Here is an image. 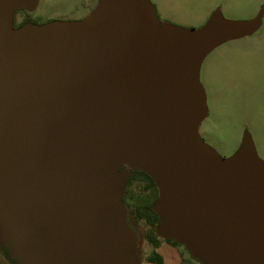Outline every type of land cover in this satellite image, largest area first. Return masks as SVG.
Segmentation results:
<instances>
[{"label": "water", "instance_id": "1", "mask_svg": "<svg viewBox=\"0 0 264 264\" xmlns=\"http://www.w3.org/2000/svg\"><path fill=\"white\" fill-rule=\"evenodd\" d=\"M28 1L0 0V197L25 264H127L123 162L153 178L160 229L200 264H264V161L198 132L200 60L253 22L165 29L146 0H101L81 22L12 28Z\"/></svg>", "mask_w": 264, "mask_h": 264}, {"label": "rangeland", "instance_id": "2", "mask_svg": "<svg viewBox=\"0 0 264 264\" xmlns=\"http://www.w3.org/2000/svg\"><path fill=\"white\" fill-rule=\"evenodd\" d=\"M146 1L154 7L153 22L165 29L198 31L218 16L253 22L249 33L217 43L200 60L196 85L204 116L198 132L203 142L222 158H230L244 144H251L257 158L264 161V0ZM100 2L29 0L13 9L11 25L14 28L23 21L24 26L81 22L96 11ZM117 169L122 176L120 217L127 240V264H160L149 261L156 254L163 258L162 264H200L184 244L172 240L160 225L156 229L159 245L150 242L145 213L155 200L153 189L131 162H123ZM0 205L4 210L1 197ZM261 212L264 218V196ZM5 217L7 227L0 220V264H14L4 247L12 250L15 264H25L28 250L18 242L6 213Z\"/></svg>", "mask_w": 264, "mask_h": 264}, {"label": "trees", "instance_id": "3", "mask_svg": "<svg viewBox=\"0 0 264 264\" xmlns=\"http://www.w3.org/2000/svg\"><path fill=\"white\" fill-rule=\"evenodd\" d=\"M23 26H24V24L21 23L14 28L18 29V28H21ZM135 171L142 174L143 176H145L148 179V181H149L148 187L153 189V192L155 195L154 196L155 200L147 206L148 211H147V213H145V216H146V220H147L148 224L150 225V232L148 233L149 240L152 244H154L157 247L159 245L160 241H159L158 237L156 236V229L160 225V218H159L158 214L153 210L152 206L158 198V187H157V184L154 182L153 178L146 171H144L140 168L136 169ZM172 240L175 241V239H172ZM4 248H5L6 253H8L7 255L12 259L13 263L15 264V257L12 255V250L9 247H4ZM149 261L162 263L163 258L161 257L160 254H156L155 256L149 257Z\"/></svg>", "mask_w": 264, "mask_h": 264}, {"label": "bare ground", "instance_id": "4", "mask_svg": "<svg viewBox=\"0 0 264 264\" xmlns=\"http://www.w3.org/2000/svg\"><path fill=\"white\" fill-rule=\"evenodd\" d=\"M5 210V209H4ZM3 207L0 205V220L4 224L5 227L8 226L6 220H5V213H4Z\"/></svg>", "mask_w": 264, "mask_h": 264}, {"label": "flooded vegetation", "instance_id": "5", "mask_svg": "<svg viewBox=\"0 0 264 264\" xmlns=\"http://www.w3.org/2000/svg\"><path fill=\"white\" fill-rule=\"evenodd\" d=\"M71 21H79V20H71ZM22 24H25V22L23 21V22H21ZM20 23V24H21ZM163 263V262H162ZM162 263H160V264H162Z\"/></svg>", "mask_w": 264, "mask_h": 264}, {"label": "crops", "instance_id": "6", "mask_svg": "<svg viewBox=\"0 0 264 264\" xmlns=\"http://www.w3.org/2000/svg\"><path fill=\"white\" fill-rule=\"evenodd\" d=\"M153 6V5H152ZM154 8V7H153ZM155 15H156V13H155Z\"/></svg>", "mask_w": 264, "mask_h": 264}]
</instances>
